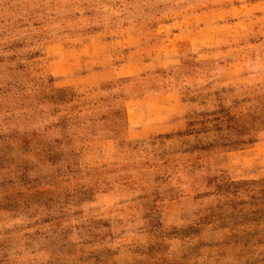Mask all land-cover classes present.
Masks as SVG:
<instances>
[{
    "label": "rangeland",
    "instance_id": "374dc122",
    "mask_svg": "<svg viewBox=\"0 0 264 264\" xmlns=\"http://www.w3.org/2000/svg\"><path fill=\"white\" fill-rule=\"evenodd\" d=\"M0 264H264V0H0Z\"/></svg>",
    "mask_w": 264,
    "mask_h": 264
},
{
    "label": "crops",
    "instance_id": "0c3cea01",
    "mask_svg": "<svg viewBox=\"0 0 264 264\" xmlns=\"http://www.w3.org/2000/svg\"><path fill=\"white\" fill-rule=\"evenodd\" d=\"M166 94H169V93H166ZM166 94H162V95H160V96H164V95H166ZM157 96V95H156ZM156 96H154V97H156ZM171 113H173V114H171ZM181 113V109L179 108V107H176L175 109H173L172 110V112H165V114L162 116L161 115V118H158V120L159 121H163V119H166V118H168V115H170V117H172V116H177L178 114H180ZM165 115H167V116H165ZM155 121H157V120H155ZM155 121H151V125H153V123L155 122ZM129 118L127 117V118H125V128H126V131L128 130V128H129Z\"/></svg>",
    "mask_w": 264,
    "mask_h": 264
}]
</instances>
